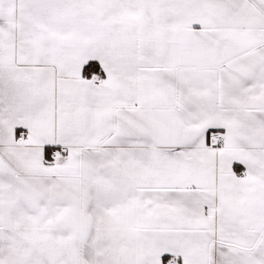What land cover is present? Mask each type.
Masks as SVG:
<instances>
[{
  "label": "snow or ice",
  "instance_id": "snow-or-ice-1",
  "mask_svg": "<svg viewBox=\"0 0 264 264\" xmlns=\"http://www.w3.org/2000/svg\"><path fill=\"white\" fill-rule=\"evenodd\" d=\"M0 264H264V0H0Z\"/></svg>",
  "mask_w": 264,
  "mask_h": 264
}]
</instances>
